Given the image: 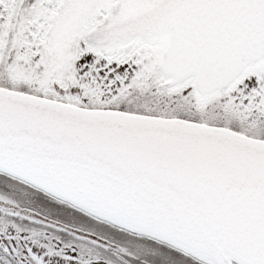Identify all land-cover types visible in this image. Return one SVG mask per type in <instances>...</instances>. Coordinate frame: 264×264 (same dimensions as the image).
I'll use <instances>...</instances> for the list:
<instances>
[{
  "label": "snow or ice",
  "instance_id": "1",
  "mask_svg": "<svg viewBox=\"0 0 264 264\" xmlns=\"http://www.w3.org/2000/svg\"><path fill=\"white\" fill-rule=\"evenodd\" d=\"M0 264H264V0H0Z\"/></svg>",
  "mask_w": 264,
  "mask_h": 264
}]
</instances>
